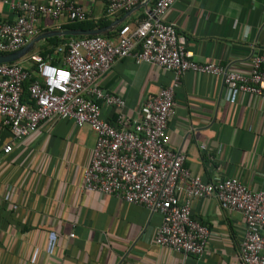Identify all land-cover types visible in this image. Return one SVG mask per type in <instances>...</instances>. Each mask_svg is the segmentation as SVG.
Listing matches in <instances>:
<instances>
[{
    "label": "crops",
    "instance_id": "crops-1",
    "mask_svg": "<svg viewBox=\"0 0 264 264\" xmlns=\"http://www.w3.org/2000/svg\"><path fill=\"white\" fill-rule=\"evenodd\" d=\"M0 2V17L14 21L12 3ZM48 3L50 0H28ZM88 13L83 22L114 21L102 1L77 0ZM142 1V0H141ZM134 6L124 24H136L154 2ZM179 41L199 63L250 72L253 53L264 52V0H178L166 13ZM72 22L41 17L36 35ZM117 30L105 36L116 38ZM112 33V34H110ZM110 34V35H109ZM50 36L15 61L35 66L34 56L57 64V48L71 38ZM61 38V41L54 40ZM29 41V42H30ZM58 42V43H56ZM174 74L132 58L117 60L98 84L125 100L122 108L102 106V117L118 125L121 113L133 119L147 99L172 83ZM0 117V146L13 141ZM168 147L186 155L185 166L205 181L238 177L252 190L264 189V97L230 91L220 75L187 70L175 90V112L168 123ZM97 135L71 118H51L0 161V264H242L238 251L245 233L240 211L215 197L193 199L192 218L207 225L203 256L156 244L162 215L115 195L83 189ZM73 234V236H72Z\"/></svg>",
    "mask_w": 264,
    "mask_h": 264
},
{
    "label": "built area",
    "instance_id": "built-area-1",
    "mask_svg": "<svg viewBox=\"0 0 264 264\" xmlns=\"http://www.w3.org/2000/svg\"><path fill=\"white\" fill-rule=\"evenodd\" d=\"M99 1L113 15L131 10L141 0ZM177 1L154 0L143 19L121 25L114 39L104 35L71 38L57 48L62 53L57 64L40 56L33 57L32 69L17 62L0 63V117L14 140L26 138L51 118H71L79 127L88 125L97 140L91 163L83 172L84 190L115 195L159 212L163 220L155 233L156 244L197 257L205 253L210 230L192 218L191 202L215 197L222 207L244 216L245 233L238 251L241 263L264 264V189L252 190L234 176L205 181L185 166L184 153L168 147L175 90L187 70L220 75L230 91L264 97V52L252 54L248 74L195 61L179 41L176 25L164 19ZM11 7L17 12L14 21L0 17L3 54L29 43L41 17H68L72 22L88 18L77 0H24ZM128 57L172 71L174 78L144 102L137 117L130 119L121 113L114 125L102 117V106L122 108L126 102L104 91L98 80L117 60ZM26 83L27 101L23 99ZM14 140L0 146V161L13 151Z\"/></svg>",
    "mask_w": 264,
    "mask_h": 264
},
{
    "label": "water",
    "instance_id": "water-1",
    "mask_svg": "<svg viewBox=\"0 0 264 264\" xmlns=\"http://www.w3.org/2000/svg\"><path fill=\"white\" fill-rule=\"evenodd\" d=\"M151 1L153 0H142L140 6L147 7ZM132 12H133L132 10L127 11L124 16L115 19L110 24L103 26V27H96V28H89V29H83V28L57 29V30L41 33L40 35L35 37L32 41L27 43L25 46H23L18 51L0 54V63H11V62H15V61L22 59L24 56L32 52V50L36 47V44L39 41L46 39L50 36H55V35L57 36L69 35L73 37L93 36V35H104L105 36L109 32L114 31L118 29L121 25H123L127 19V16L130 15Z\"/></svg>",
    "mask_w": 264,
    "mask_h": 264
},
{
    "label": "trees",
    "instance_id": "trees-1",
    "mask_svg": "<svg viewBox=\"0 0 264 264\" xmlns=\"http://www.w3.org/2000/svg\"><path fill=\"white\" fill-rule=\"evenodd\" d=\"M154 2V0H153ZM111 23V20L107 19L105 21H101L99 23H90V22H78V23H70V24H65L62 27L63 28H83V29H89V28H96V27H103ZM112 34V33H110ZM109 34V35H110ZM85 36H78V37H73V36H65V38H82ZM54 40L56 41H61V38L54 37ZM58 43V42H56ZM0 54H3L0 52ZM23 99L27 101L29 99V94H28V83L24 85V91H23Z\"/></svg>",
    "mask_w": 264,
    "mask_h": 264
}]
</instances>
